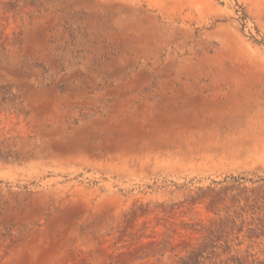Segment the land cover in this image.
<instances>
[{"label": "rangeland", "instance_id": "374dc122", "mask_svg": "<svg viewBox=\"0 0 264 264\" xmlns=\"http://www.w3.org/2000/svg\"><path fill=\"white\" fill-rule=\"evenodd\" d=\"M0 264H264V0H0Z\"/></svg>", "mask_w": 264, "mask_h": 264}]
</instances>
